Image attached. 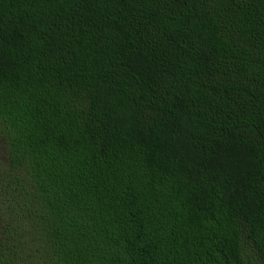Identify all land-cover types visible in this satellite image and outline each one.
Instances as JSON below:
<instances>
[{
  "label": "trees",
  "instance_id": "obj_1",
  "mask_svg": "<svg viewBox=\"0 0 264 264\" xmlns=\"http://www.w3.org/2000/svg\"><path fill=\"white\" fill-rule=\"evenodd\" d=\"M0 264H264V0H0Z\"/></svg>",
  "mask_w": 264,
  "mask_h": 264
}]
</instances>
